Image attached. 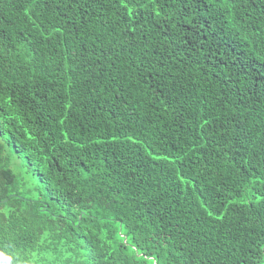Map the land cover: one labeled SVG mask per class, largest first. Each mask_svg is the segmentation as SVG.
I'll list each match as a JSON object with an SVG mask.
<instances>
[{"label": "trees", "instance_id": "trees-1", "mask_svg": "<svg viewBox=\"0 0 264 264\" xmlns=\"http://www.w3.org/2000/svg\"><path fill=\"white\" fill-rule=\"evenodd\" d=\"M0 264H264V0H0Z\"/></svg>", "mask_w": 264, "mask_h": 264}]
</instances>
